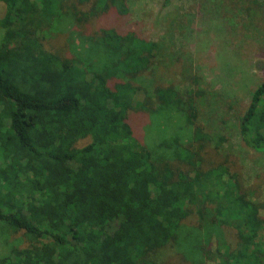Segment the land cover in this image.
<instances>
[{
    "label": "trees",
    "instance_id": "1",
    "mask_svg": "<svg viewBox=\"0 0 264 264\" xmlns=\"http://www.w3.org/2000/svg\"><path fill=\"white\" fill-rule=\"evenodd\" d=\"M0 2V224L25 242L0 264H264V203L226 152L227 128L215 126L220 92L186 66L185 88L157 80L171 48L136 30L82 31L127 15V0ZM225 4L253 18L264 0ZM66 23L83 32H71L79 45L48 46ZM234 103L223 109L235 113ZM134 113L179 116L143 134ZM235 131L264 151V77Z\"/></svg>",
    "mask_w": 264,
    "mask_h": 264
},
{
    "label": "rangeland",
    "instance_id": "2",
    "mask_svg": "<svg viewBox=\"0 0 264 264\" xmlns=\"http://www.w3.org/2000/svg\"><path fill=\"white\" fill-rule=\"evenodd\" d=\"M127 1L129 7L127 15L116 12L101 15L91 20L82 31L88 30L91 33L100 27H114L122 33L136 30L150 40L159 41L162 48L165 46L171 48L172 58L166 59L155 71L157 80L165 84L175 82L181 88H185L188 84L181 72L186 66L189 67L191 74L200 78L203 86L220 92L226 105L235 102L233 104L237 107L235 113L234 111L227 113L223 109L226 105L222 104L221 112L215 118V107L209 106L202 120H210L214 116L215 126L219 124L218 130L222 127L227 128L224 132L231 139L226 145V152L236 158V169L244 178L246 185L255 189V200L264 203V151L245 147L235 131L237 112L241 110L243 104L249 102L251 92L264 77V7L259 9L260 13L255 11L251 18L247 17L243 8L226 5L229 0ZM261 2L263 3V0H260ZM233 11L242 13L237 19L238 26L230 22L229 16ZM5 13L6 6L0 2V44L5 35V29L1 25ZM63 27L65 33L48 41V46L54 43L70 44L69 39L74 46L79 45V39L71 36V32L83 33L78 30L77 25L66 23ZM175 58H179L180 62L176 63ZM148 75L147 80L151 79ZM156 78L152 77V80ZM225 115L226 125L218 121ZM178 116L179 114L174 113L168 114L165 118L160 116L152 118L148 114L134 113L133 119H136V126L144 134L147 127L159 132L171 130ZM261 214L264 216V208ZM13 242L18 246L25 245L23 239L19 236H10L0 224V254L6 253Z\"/></svg>",
    "mask_w": 264,
    "mask_h": 264
}]
</instances>
